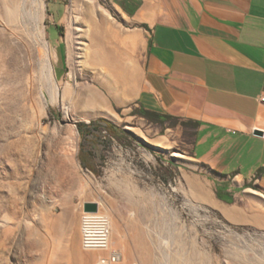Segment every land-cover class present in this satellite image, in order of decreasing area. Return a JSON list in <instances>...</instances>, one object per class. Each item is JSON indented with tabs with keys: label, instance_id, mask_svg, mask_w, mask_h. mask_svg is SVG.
Instances as JSON below:
<instances>
[{
	"label": "rangeland",
	"instance_id": "obj_1",
	"mask_svg": "<svg viewBox=\"0 0 264 264\" xmlns=\"http://www.w3.org/2000/svg\"><path fill=\"white\" fill-rule=\"evenodd\" d=\"M93 1L125 32L138 25L147 29L143 12L137 19L132 15L136 0ZM27 6L31 35L39 12L59 87L55 101L47 93L44 98L36 91L29 96L25 72L30 68L20 58L6 73L8 28L0 1V215L7 217V231L0 226V264H93L106 255L81 247L89 255L77 262L58 254L68 249L71 235L64 239L52 231L53 218L74 207L81 245L87 201L98 202L100 213L114 223L110 248L123 255L115 264H264V193L249 185L225 201L216 190L224 181L216 180L215 173L178 168L185 158L171 153L191 155L195 122L157 119L139 106L136 96L110 103V115L86 119L79 108L67 110L62 95L67 82L77 81L79 87L96 82L94 68L80 64V33L87 29L82 9L72 10L71 0H28ZM72 20L70 42L67 26ZM143 52L144 47L133 51L139 70ZM91 121L104 128L96 129ZM79 123L87 125L82 134ZM159 139L167 145L163 151L153 146ZM111 140L114 145L104 150L102 141ZM48 253L53 255L49 259ZM134 253L138 255L127 256Z\"/></svg>",
	"mask_w": 264,
	"mask_h": 264
},
{
	"label": "crops",
	"instance_id": "obj_2",
	"mask_svg": "<svg viewBox=\"0 0 264 264\" xmlns=\"http://www.w3.org/2000/svg\"><path fill=\"white\" fill-rule=\"evenodd\" d=\"M136 2L133 17L143 12L148 20H142L147 29H128L137 36L135 48L144 47L140 70L134 56L131 99L197 123L192 153L183 154L178 168L215 173L224 181L216 190L226 197L249 185L264 193V0ZM69 210L53 218V231L71 235L68 249L58 254L75 257L83 249L77 211ZM102 251L123 256L119 249Z\"/></svg>",
	"mask_w": 264,
	"mask_h": 264
},
{
	"label": "bare ground",
	"instance_id": "obj_3",
	"mask_svg": "<svg viewBox=\"0 0 264 264\" xmlns=\"http://www.w3.org/2000/svg\"><path fill=\"white\" fill-rule=\"evenodd\" d=\"M0 1L6 7L4 23L8 28L6 44L4 45L7 52V59L4 61L6 73H11L16 58L22 59L20 60L22 62L26 60L30 68L28 74L25 72L26 92L31 96L36 91L43 98L47 93L50 95L51 101H55L59 83L53 80V52L51 53L49 42L45 38L43 26L40 21H37L39 20V12L36 11L34 14L36 32L34 31L35 34H32L33 37H31L29 30L31 16L27 6L28 0ZM71 6L72 10L82 9L81 19L83 21L81 22L84 23V27H87L84 33L77 32L81 36L80 49L83 51L80 64L82 67L89 65L94 68L92 79L96 80L97 83L94 82V85L81 84L79 87L77 81L67 82L62 93L64 101L68 103L66 109L69 110V107L79 108L83 111L82 113L86 119L93 116L110 115L112 114L109 108L110 103H123L131 99L134 92L136 74L133 51L137 43V36L134 33L119 29L112 16L105 10L98 8L99 6L96 8L93 0H71ZM39 7H41V4ZM74 21L76 25L79 23L77 16ZM74 21L68 22L69 25L67 26V38L70 42L74 37L75 28L71 25L74 24ZM77 30H79V27H77ZM34 50L36 55H34ZM72 60L70 58L72 67H74L76 63L74 57H72ZM37 83L39 86H37ZM152 143L154 148L162 151L167 146L162 139ZM171 155L176 158L185 157L176 151L172 152ZM2 208L4 207L2 206ZM84 216L102 218L110 245V235L114 230V223L110 221L109 217L102 215L99 207L95 212L84 211L82 219ZM6 220L5 215H0V226L5 227L4 232L7 231ZM51 228L53 231V222H51ZM84 250L90 251L88 249ZM73 254L77 262L89 255L81 250H76ZM52 256V254H46L48 259Z\"/></svg>",
	"mask_w": 264,
	"mask_h": 264
},
{
	"label": "built area",
	"instance_id": "obj_4",
	"mask_svg": "<svg viewBox=\"0 0 264 264\" xmlns=\"http://www.w3.org/2000/svg\"><path fill=\"white\" fill-rule=\"evenodd\" d=\"M264 101V97H260ZM81 247L88 250H108L110 248L107 230L102 218L98 216H84L81 220ZM121 257L116 251L99 256L94 264H115Z\"/></svg>",
	"mask_w": 264,
	"mask_h": 264
},
{
	"label": "trees",
	"instance_id": "obj_5",
	"mask_svg": "<svg viewBox=\"0 0 264 264\" xmlns=\"http://www.w3.org/2000/svg\"><path fill=\"white\" fill-rule=\"evenodd\" d=\"M147 113L154 115L157 119L170 118L168 115H163V114H159V113L152 112V111H147ZM88 124H97L95 126L96 129H103L104 128V125H102L100 123H96L94 121H91ZM196 124L197 123H195V125ZM77 127H78L79 132L82 134L83 133V128H87V125H83V124L79 123V124H77ZM111 143H112V140L111 141H102L101 145H102V147L105 150V149H108L109 147H111ZM81 164H82L83 167H87L86 164L84 163L83 159H81ZM217 195H218V197L220 199H223L225 201H229V197H226L224 195H220L218 192H217Z\"/></svg>",
	"mask_w": 264,
	"mask_h": 264
},
{
	"label": "water",
	"instance_id": "obj_6",
	"mask_svg": "<svg viewBox=\"0 0 264 264\" xmlns=\"http://www.w3.org/2000/svg\"><path fill=\"white\" fill-rule=\"evenodd\" d=\"M253 133L256 135H261V131H258V130L254 131ZM97 208H98L97 202L87 201V202H84L83 204V210L87 212H95L97 211Z\"/></svg>",
	"mask_w": 264,
	"mask_h": 264
}]
</instances>
